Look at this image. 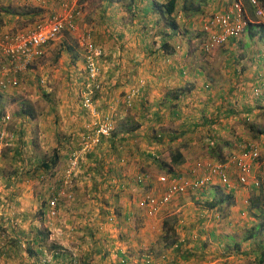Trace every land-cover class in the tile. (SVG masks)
I'll use <instances>...</instances> for the list:
<instances>
[{
	"label": "rangeland",
	"instance_id": "1",
	"mask_svg": "<svg viewBox=\"0 0 264 264\" xmlns=\"http://www.w3.org/2000/svg\"><path fill=\"white\" fill-rule=\"evenodd\" d=\"M62 2H64V0H62ZM98 2L97 0H75L74 7L78 8L79 6L80 8L77 9L79 13L74 18V28L59 33L53 41L47 43L50 44L49 48H45V51H52V53L60 50L65 51L62 47V49L59 47L66 43L73 46V51H81L83 54L85 43L89 42L90 45L96 46L101 50V55L97 59V65L99 67L97 78L100 86L92 89L90 93V105L88 107L83 105L82 96L86 91L84 86L86 73L85 70L84 73L82 71V68L84 69L82 59L78 61V65L81 66L75 71V75H78L80 78L76 84L72 85L74 89L69 88V86L64 83H60L62 79H57V77L51 79V71L41 72L34 70V66L30 64L18 72V80L15 86L0 90V114L7 116V119L5 118L2 125L6 120H9L11 116H17L21 107L22 109H26L27 106H29L36 115L42 113L53 114L52 116L58 121L62 120L63 128L61 127L62 129H60L59 126H57L59 128L57 134L50 135L48 132L43 131H41V134H37L35 127L26 125V127H24L25 133L22 137L29 142L27 145L29 148H27V155L30 153V155L38 154L39 156H48L52 148L58 145L60 154H64L62 158H65L70 151L78 148L80 134L92 128L100 120L105 118V116L110 119L111 131H115L116 129L121 131L119 126L125 119L127 121L130 119L132 123H137V128L132 131L134 138L127 142L130 147L124 150L128 155L123 153V155L118 156L116 159L115 157L111 158V156H113L112 153H110V155L107 154L105 157L107 160L103 162L101 171H105L108 166H114L113 172L108 173L107 177H103V175L100 174L97 178V176L93 174L95 171L93 172V169H91V167L95 166L94 160L91 159V156L87 158V154H84L82 155L80 166L75 169L66 185H63L62 181L64 169L66 167V159H64V161L58 160L57 164L52 169L55 173L54 175L51 176L50 173H48L44 176H47L46 178L42 176V179L37 183H31L33 191L40 193L38 191L45 187L48 179L54 186L55 183L58 182L55 188L56 191L62 189L65 193L64 196L60 195L58 197L57 205H70L75 208L72 202H79L81 199L82 201L83 199H91V201L85 203L84 206L90 205V208H95L97 204H100L102 209L108 207L112 209V221L110 220L108 223L120 228V230L116 232V239L123 244L121 253L124 254V264H152L151 262L153 260L159 261L161 253L169 248L162 247L159 243L161 222L165 218H169V220L175 219L174 228L188 231V233L192 235V239L197 237L200 241L206 240V246L202 248V261L200 260L199 264H252L247 260L230 258V255H228L225 260V258L221 256L216 239L208 237L207 233L213 229L214 235L219 239L221 234L231 233L232 230L241 227L243 224H247L250 220L246 208L248 192L251 188L248 184L243 187L236 182V168L232 162H230L231 157L236 155L237 152L242 151L248 144H252L256 147L258 156L256 160L251 163L250 176L258 179L260 187L264 188V177L260 176L263 169L259 166V164L264 161L263 138L250 137V135L244 131L240 122L236 120L227 121V119H219L218 122L220 124H228L230 129L233 130V135L225 132L221 125L213 126V128L209 130H207L205 126H199L198 128L192 129L191 132L188 131L184 136V138L189 137L186 146L181 149L183 160L185 158L186 163L183 162L178 165H173L175 167L174 171L177 172L175 173L178 175V179H189L188 177L192 178L202 175L201 173L206 170L207 164L217 162L214 160V156L211 157L208 154V146H210L211 139L217 136L232 141V150H228V148L223 149L224 153L228 151L231 153L233 151L231 154H228L227 159L224 161L226 163L224 171L229 181L228 187H232L235 191L234 203L228 208L227 216L223 217L219 214V216H217L213 213L214 211H207L203 207L205 195L199 193L200 189H188L184 193L175 194L168 202L156 206L152 214L146 213L142 207V209L138 208L140 206L137 205L140 198L147 195L158 197L166 189V184L159 181L158 177L161 175L169 177V175H166L153 166V161L148 157L149 153L154 154V152H152L153 149L146 148V137L143 139L141 136L149 135L151 128L157 131L161 129L177 131L178 129L181 120L172 117V111L167 104H161V96L175 83L174 78L172 80L170 79L172 77H177L172 66L174 65L175 67L177 64L176 62H179L180 65L183 66L186 65L185 75L182 77L178 76V78L180 77L178 82L182 84L190 83L192 89L184 95V102L177 106V109H179L181 116H189L194 120L200 117L201 112L199 107L201 106L207 107L209 113L213 112V105H220L222 110L225 109L227 106L225 103L226 95L227 97H232V99L236 97L242 102L245 100L246 103H250L253 99V90L245 88L242 84H239L237 88L238 92L239 90L245 92L244 98L237 97L238 92L235 93L237 91L236 88L231 91L227 88L228 85L232 83L235 85L238 83L235 79L240 73L237 72L236 74L231 70L232 67L235 69L237 68V64L234 61H231L230 65L224 68L221 64V62H223V56L220 54L223 53L222 50H225V48L232 49L235 47L228 45V41L223 45L215 46L212 50H209V52H200L199 48L195 47L198 40L197 37H195V33L201 32L202 30V25H200L199 19L197 18H204V20L207 21L209 16L208 13H205L203 16L197 14L196 16L187 18L192 21V26H190L188 33V37L191 38L190 42L180 45L178 41L179 47L177 51H188L187 55L179 60L174 57L168 58L169 60L155 57L153 60V57L148 54V51H153L158 47V31L162 28L161 22L155 26L150 20L146 21L147 25L140 22L138 19L131 21L133 19H130L127 11L124 7L120 6V3L112 7V5L109 6L105 2L103 6H100ZM42 3V0H0V5H10L12 8L17 7L18 9H24L29 5L41 9L38 14H29L19 18L20 21H16L15 18L9 14L0 12V17L4 19L3 25H0V32L29 28L35 21L41 18H47L51 16L50 14L52 12H56L50 11L49 8L44 7ZM207 3L209 2L207 1ZM205 8L206 12L210 11L207 5L204 6L203 9ZM176 15L178 19L184 21L181 13L177 11ZM249 16L252 17V20H255L253 19L255 18L253 15L250 14ZM151 19L153 20L154 18ZM255 37L256 36H254L253 39L256 41L257 39ZM238 39H240V37ZM144 47L146 50H144ZM236 51L240 54L242 50L237 48ZM42 56L43 55H41V57ZM52 57L44 58L43 56L42 58H38L37 62L39 64L46 63L51 64L50 66H57L61 57ZM240 60L242 62L244 60L248 62V58H242V56L239 61ZM207 61H210L209 63L212 68H215L213 73L214 76L208 74L205 76H193L191 74L194 66L204 65ZM247 64L248 63H245V65ZM240 66L244 67L242 64ZM168 72L170 74H167ZM59 75L62 77V73ZM59 75L57 74V76ZM209 77H212V79ZM68 78L69 75L66 77L67 83H73L72 80L68 81ZM55 80H58L57 84L54 83ZM70 89L72 91L71 94ZM217 92L220 93L218 97H216ZM209 98L211 103H209ZM217 98L221 99L222 104L219 103ZM103 100H110L112 104H105ZM253 101L254 100H252L251 105L255 104ZM261 102L264 103V98L258 103ZM111 111L112 113H110ZM78 114L83 115V117L89 116L92 119L96 118V121L91 123V125H81L80 129L75 131L68 130L69 134L67 135L66 127L71 123L69 122V116L76 120ZM75 120L71 123L72 125L75 123ZM256 122L259 125H264V109L261 111L260 118L256 119ZM23 123L27 124V121ZM140 127H142L143 130H141ZM181 127L186 128V125H182ZM0 132L3 131L1 130ZM235 135L239 136V141L234 140ZM5 137L3 132V135H0V140L3 142L6 139ZM101 139L103 140L104 138ZM101 139L89 152L92 153V156L96 157L99 153L106 151L107 145L104 141L102 142ZM179 140L180 139H177L162 147H175L180 143ZM39 142L42 148L38 146ZM153 147L158 149L159 146L158 144H154ZM37 148L40 150H37ZM166 154L167 151L163 150L161 155H159L160 157H157H162L167 161ZM119 160H123V162ZM254 162L257 163L254 164ZM117 163L122 165L119 166L120 164ZM187 163L188 165L186 166ZM252 166H254V168H252ZM138 168L150 174L148 179H143L142 181L144 185L149 186L148 189L139 187L134 183V180L138 178L136 177ZM133 172H136V175H134ZM211 180L210 186L218 185L216 179ZM79 181H81V184H78ZM222 188L225 189L224 186ZM85 190H87L90 195L94 196L90 197L89 195L85 197ZM48 192H50V189ZM45 193L44 190L43 194ZM67 193H70L71 197H73H67ZM125 206L126 208L129 207L128 210L133 213L132 215L129 214L127 220L123 218L121 213L122 208ZM240 211H244V215H241ZM79 212L81 213L82 211L79 210ZM106 214L107 213L104 211L103 216H106ZM61 217L62 215L57 217L59 222H61ZM199 218L202 220L201 223H198ZM200 227H202V231L197 233ZM119 259H121V257H119ZM147 259H149V262H146Z\"/></svg>",
	"mask_w": 264,
	"mask_h": 264
},
{
	"label": "trees",
	"instance_id": "2",
	"mask_svg": "<svg viewBox=\"0 0 264 264\" xmlns=\"http://www.w3.org/2000/svg\"><path fill=\"white\" fill-rule=\"evenodd\" d=\"M105 2L107 5H113L120 3V6L124 7V9L127 11L130 19H133L131 21L140 20V22H143L147 25V20H150L153 25H158L159 22L162 24V28L158 31L159 33V43L158 47L155 48L153 51H148V54L153 57V60L155 57H161L163 59L169 60L168 58H178L183 59L188 51H177L178 50V41L181 45L182 43L188 44L191 40L190 37H188L189 28L192 26V21H190L187 18H190L191 16H196L197 14L203 16L205 13H208V16L211 17L215 13H227V9L229 8V4L225 0H217V4L214 3V5H211V7L208 5L209 12H206V6L208 3H212L213 0H98ZM216 1V0H214ZM260 4H264V0H257ZM117 6V5H116ZM223 6V7H222ZM210 7V8H209ZM41 9H38L35 6H29L27 5L24 9H18L12 8L10 5H0V12L4 14H9L10 16L14 17L16 21H20L19 18L26 16V15H33L40 13ZM177 11L181 13L182 18L184 21H181V19H178L176 13ZM247 13L250 15H253L254 8L252 5L246 10ZM229 18L232 17V13L228 14ZM206 16V17H208ZM151 18H154L153 20ZM200 25H202L205 20L200 19L198 17ZM3 18L0 17V25H3ZM15 30V29H12ZM244 36L246 39L251 41V39L254 36L262 37L264 36V25L260 22H251L246 21L245 27H244ZM208 35V32L205 30H201V32L195 33V37H197V44L195 45L196 48H199L200 52L205 51L203 44L206 40V37ZM121 36V35H119ZM229 41V42H228ZM228 45L234 46L235 48H225V50H222L223 55V62H221L222 66L226 68L228 65H230L231 61L236 62L237 68L235 69L232 67V71H234L236 74L237 72H241V68L238 66L239 59L244 57L248 58L249 60H252L253 57H255L256 54L260 53V50L258 51L259 47L256 46L254 42H251L246 48H244L241 53H237L236 49H242V46H239V44L242 43V38L240 39H230L227 40ZM225 44V41L222 42L220 45ZM254 45V46H253ZM120 48V47H119ZM194 48V47H193ZM195 48V50H196ZM64 50L71 54V59H75L74 56H76L73 53V46L66 45ZM144 50L146 48L144 47ZM110 51V50H109ZM194 52V51H190ZM206 52V51H205ZM154 55V56H153ZM225 58V60H224ZM242 60V59H241ZM240 60V61H241ZM210 62V61H209ZM207 61V63H204V65H198L193 67V71L191 74L193 76H201L203 73L208 74L210 76H214L213 73L215 71V68H212L211 64ZM254 62V60H253ZM176 67L174 65L172 66L177 77L178 75H183L185 73V67L186 65H180L179 62H176ZM84 64V63H83ZM241 64V62H240ZM207 69L206 72L203 71L204 67ZM217 72V69H216ZM189 73V72H188ZM233 73V72H232ZM203 75V76H205ZM208 77V76H207ZM180 78V77H179ZM212 79V77H209ZM237 78V77H236ZM253 80H251L252 82ZM97 84L99 85L98 78L96 79ZM256 81H253L252 86H249L250 89L253 90V102L255 104L248 105L243 103L240 99L230 100L227 99L226 108L223 110H215V113H209L203 106L199 107V110L201 112L200 117L195 118L192 120V117L189 116H181L179 113V109H177V106H179L184 101V95L187 92H190L192 89V85L190 83L182 84V83H175L171 88H168L164 94L161 96V104H167L169 109H171L173 118L174 119H180V123L178 125L177 131L170 130V129H161L156 130L154 128H151L150 134L145 135V141L147 144H149L150 148L153 149L152 152L154 154L148 155V157L151 158L153 161V166H155L159 171H162L166 175H169L168 178L170 179H178L177 172L174 171L173 165H178L183 162V156L181 149L186 146V142L189 137L184 138L185 134L188 131H192V129L200 127L207 128V130L212 129L213 126L221 125L222 129L227 132L228 134L233 135V130L230 129L227 123H219V119L222 118L224 120L227 119V121H237L242 124V128H244V131L250 135L252 138L260 137V135L264 134V125H259L256 122V119L260 118L261 111L264 109V103H258L260 100L262 101L264 98V89L261 91V85L262 84H255ZM100 86V85H99ZM206 86V85H205ZM236 86L230 87V91L235 89ZM229 91V93H230ZM245 94H242V97L244 98ZM235 98V97H234ZM251 100V101H252ZM244 101V100H243ZM250 101V102H251ZM200 104V103H199ZM198 104V105H199ZM17 115H25L30 118L34 117V112L30 109L29 106L26 107V109L20 108ZM7 119V118H6ZM5 120L4 114H0V128L3 126L2 122ZM158 122V120H157ZM182 125H186V128L181 127ZM137 123H132L129 119L128 121L125 119L123 120V123H120L121 131H111L110 134L107 137L104 138L101 141L105 142L107 145L106 151H103L99 153L96 157L92 156V153L87 152V158L91 156V159L94 160V164L96 166L91 167L93 169V174L97 176V174L101 175H107L108 173L113 172V167L108 166L107 170L105 172H102V164L104 162L105 157L107 154L112 153L113 157L117 159L118 156L123 155V153H126V151H120L118 148L119 146H122L123 142L126 138V136H129V133L133 134L132 131L137 128ZM163 133V134H162ZM216 135V134H215ZM134 138V136H133ZM179 140V144L175 147H168L163 148L162 146H165V144L172 143L175 140ZM234 140H240L239 136H234ZM20 143V140H16ZM158 144L159 148H154L153 145ZM161 146V147H160ZM232 141H229L224 138L220 137H213L210 142V146H208V154L209 156H214V160L217 162L215 163H223L228 154L229 151L224 153L223 149L228 148V150H232ZM245 146L244 148H246ZM121 148V147H120ZM163 150L167 151V161L165 159L158 158L157 156L161 155ZM233 152V151H232ZM231 152V153H232ZM230 153V154H231ZM238 153V152H237ZM128 155V153H126ZM13 158H22L20 147L13 148L12 151ZM64 154H60V150L58 148V145L52 148L51 153L48 156H39L34 159L32 162H28L27 159V167L23 172V176L26 178H32L36 177L39 178V180L42 179V176L44 177L46 174L50 173V175H54L55 173L52 171V169L57 164L58 160H60L61 156ZM68 155V154H67ZM93 157V158H92ZM160 157V156H159ZM232 158V157H231ZM123 162V160H119ZM232 162V160H230ZM120 164V163H117ZM137 164V162H136ZM233 164V162H232ZM120 164L119 166H121ZM234 165V164H233ZM80 166V164H79ZM235 166V165H234ZM236 168V167H235ZM99 172V173H98ZM176 172V173H175ZM137 176L136 180L133 182L136 183L139 187H144L145 189H148L149 186H146L142 183L143 179H148L150 174L148 172L143 171L141 168H138L137 170ZM208 173L207 170L202 172V175L196 176V177H188L189 179L194 178H200L206 176ZM99 174V175H100ZM227 175V174H226ZM47 177V176H46ZM44 177V178H46ZM184 179V178H182ZM258 182L259 180L256 179ZM152 182V181H151ZM207 185H202L197 190L200 189L199 193L201 195H205L204 201V208L208 211H214L217 216H227L228 214V208H230L234 203V190L232 187H228L227 184H221L217 181L218 185H212L210 186V180L207 181ZM161 184V183H160ZM58 185V182L55 183V186L51 184V189L48 197H52L55 193L53 192L56 186ZM250 186V190L248 192V198H247V208L246 211L249 215L250 220L247 224H243L241 227H237L236 229L232 230L231 233H226L224 235L221 234V237L218 239L217 236L214 235L213 229L208 231V237L216 239L218 249L220 250L221 256H223L226 260V257L230 255V258H236L244 261H249L252 264H264V188L260 187V182L258 186L252 185L250 182L248 184ZM210 186V187H209ZM225 187L223 189L222 187ZM242 186V185H241ZM248 186V187H249ZM54 187V188H53ZM244 187V186H243ZM48 201V200H47ZM46 208L48 206V202H45ZM138 207V206H137ZM141 208V207H138ZM142 209V208H141ZM213 209V210H212ZM46 213H47V209ZM45 210L43 211L45 213ZM218 212V213H217ZM241 215H244V211H240ZM219 214V215H218ZM215 217V216H214ZM125 220L128 217H124ZM216 218V217H215ZM174 220H169V218H165L161 222V234L159 236V243L162 247H172L174 254L176 257L178 256L180 260H187L193 255H197L199 258L202 256V248L206 246V240L204 241H198L196 242V237L194 239L191 238V234H187L191 239L189 241H186L184 243V247L181 249V245L177 242V237L175 233L174 228ZM201 218H199L198 223H201ZM34 229V228H33ZM202 227H200L197 231L201 232ZM48 236V230L45 228H37L33 230V237L31 240L26 244L25 249L27 254L34 253L33 247H31V244H37V246H40L41 243L45 242ZM196 238V239H195ZM41 242V243H39ZM200 254V255H199ZM71 259H69L70 261ZM175 260V259H174ZM172 260L170 264H175V261ZM68 261V263H69ZM248 262V263H249ZM67 263V264H68ZM77 264H96V262L92 261L90 259H86L84 261H80Z\"/></svg>",
	"mask_w": 264,
	"mask_h": 264
},
{
	"label": "crops",
	"instance_id": "3",
	"mask_svg": "<svg viewBox=\"0 0 264 264\" xmlns=\"http://www.w3.org/2000/svg\"><path fill=\"white\" fill-rule=\"evenodd\" d=\"M42 1H43L42 5L44 7L49 8L50 11H56L55 13L58 12L59 14H62L65 11L67 12L68 10L75 8L74 7L75 0H66V1L64 0V2H62V0H42ZM225 1L229 3L232 0H225ZM240 1L245 10L244 11L245 16L248 17L249 20H252V17L247 15L248 13L246 11L250 7L248 0H240ZM214 3L217 4V0L216 1L213 0L212 3H208L207 6L209 5L211 7V5H214ZM98 4L100 6H103L104 2L100 1L98 2ZM112 7H115V4H113ZM78 8L80 7L78 6ZM52 14H54V12H52L50 15ZM263 37H264L263 35L260 38L259 36H256L255 37L257 39L256 41L253 38L251 39V41H249L248 39H246L244 34L240 37L242 38V43L239 44V46H242L241 50L246 48L249 44H251V42H254L256 46L259 47L258 51L260 50V53L255 55L256 58L253 57V59L249 60L248 62L246 60H244L243 62L241 61V64L244 67L240 66L241 65L240 61L238 62V66L242 68L240 74L235 79L237 80L238 83L236 85L234 83L228 85L227 87L228 89L235 85L237 89L235 93H237L238 92L237 87H239V84H242L245 88L249 89V86H252V84H254L252 83L253 81H256L255 84L257 83L262 84L260 88L261 91L262 89H264V38ZM49 45L50 44H46L44 46L42 55L44 56V58H51L52 56H53L52 58H55V56L58 57L60 56L61 59L59 61V64L57 66L56 65L50 66L51 64H46V63L39 64L37 62V59L43 57L40 56L31 63L35 68L34 70H38L41 72L51 71L52 72L51 79L53 77H57V79H62L60 83H64L65 85L69 86V88L74 89V86L72 85L76 84L80 78L78 75H75L76 74L75 71L77 68L81 66L78 65V61H80V59L83 60L84 51L83 54L81 51H73V53L76 55L74 56L75 59L73 60L71 59V54H69L66 51L60 50V51H54V53H52V51H45V48L48 49ZM66 45L68 44L66 43L62 44L60 45L59 48L62 47L64 49ZM220 55L223 56L222 54ZM245 63H248L247 64L248 66L245 65ZM202 67H204L203 71L206 72L207 70L205 68L206 66H202ZM82 71L84 73L83 68ZM61 73H62V77L59 75ZM57 74L59 76H57ZM167 74L170 73L168 72ZM68 75H69L68 81L72 80L73 83H67L66 77ZM184 75L185 73L183 75H180V77ZM203 75H205V73H203ZM173 78L175 79V83L176 82L179 83L178 77H172L170 80H172ZM251 80L253 81L251 82ZM54 83L57 84L58 80H55ZM71 89H70V94L72 93ZM243 93L245 94L243 90L242 91L239 90V92L237 93V97L242 98ZM219 94L220 93L217 92L216 97H218ZM225 97H226V101L228 98L230 100L236 99V97L232 99V97L229 96L227 97V95ZM217 99L219 100V103L222 104L221 99L219 98ZM208 100L210 101V98ZM244 102L245 104L248 105H251L252 103V101L250 103H246L245 100L243 101V103ZM103 103L105 104L109 103L108 105L112 104L110 100L109 101L103 100ZM209 103H211V101ZM212 107H213L212 109L213 113H215L216 109L220 111L222 110L220 105H213ZM203 108L207 110V107L203 106ZM110 113H112V111ZM52 115L53 114H47V113H42L39 115L35 114V116L32 118L25 115H17V116L13 115L10 117L9 120H6L3 123V126L0 128V131L2 130L6 136L5 137L6 139L3 142L0 140V264H39L40 259L45 255L47 256L49 255L50 264H67L69 259H74L77 263H79L80 261H84L90 258L92 261L96 262V264H120L119 257L124 258V254L121 253L122 252L121 248L123 244H121V242H119L116 239V234H117L116 232H118L120 228H117L111 225L110 223H108V221L110 220L112 221V217H113L112 209H110L109 207L108 208L103 207L104 209H102V207H100V204H97L95 208H90L89 207L90 205L88 204H87L88 206H84V205L85 203H89L91 199L90 200L83 199V201L81 199L80 200L81 202L80 201L72 202V205H74L75 208L71 207L70 205L69 206H61L60 204L56 205L57 208L56 216L53 218H49L45 210L47 208L44 205L49 198L48 191L49 189L52 188L51 182L47 179L45 187H43L42 189L40 188L41 190L38 191L40 193H36L33 191L31 187L32 185L31 183L32 182L37 183L40 180L36 177L26 178L23 176V172L27 167L26 165L27 159L28 162H32L36 157H39L38 154L30 155V153H28L27 155L28 152L27 145L29 142L22 137V135L25 133L24 127H26V125H30V126L32 125L33 127H35V130H37V134H41V131L48 132L49 135L57 134L59 128L60 129L63 128V123L62 120L58 121ZM77 116H78L77 119L79 121L77 119L76 120L78 122L74 118H71V116H69L70 118L69 122L72 123L75 120V123L73 125L71 123L67 125L66 127L67 135L69 134L68 130L75 131L80 129L81 125L84 124L91 125V123H94L96 121V118L92 119L89 116L83 117V115L80 114H78ZM25 121H27V124L23 123ZM57 126H59V128ZM140 128L141 130H143L142 127ZM115 131H117V129ZM141 137H143L144 139L145 135ZM260 137L263 138V148H264V134L260 135ZM132 138H133V134L129 133V136L127 135L126 138H124L125 140L123 141L122 146H119L118 149L120 151H123L127 147H130L129 143L127 142L131 141ZM16 140H20V143L17 142ZM38 146L42 148V146H40V142L38 143ZM16 147H20L22 158H18L17 156L16 158H13L12 151L13 148ZM146 148L151 149L149 144H147ZM37 150L40 149L37 148ZM66 157L62 158L61 156L60 160L64 161ZM111 158L114 157L111 156ZM106 160L107 159H104V161ZM183 162L186 163L185 158ZM255 163L257 162H254V164ZM187 165L188 163L186 164V166ZM259 166L263 169V172L260 176L264 177V161L261 162ZM112 167L114 168V166ZM173 168L175 167L173 166ZM252 168H254V166H252ZM99 174L97 175V178L100 176ZM133 174L136 175V172H133ZM104 176L105 175L103 174V177ZM78 184H81V181H79ZM44 190L47 194L46 193L43 194ZM87 190L84 191L85 197L90 195L87 192ZM53 192L55 193L56 190L54 189ZM66 196L71 197L70 193H67ZM92 196L94 195H90V197ZM69 201H73V200H69ZM128 208L129 207L126 208V206L122 208L121 213L123 215V218L128 217L129 214L130 215L133 214L128 210ZM44 210L45 213L43 212ZM79 210H81L82 212L80 213ZM103 210L105 211V213H107L106 216H103L104 215ZM60 215H62L61 222H59V220L57 219V217H59ZM56 219L57 221L55 222ZM42 227L48 230L47 239L45 240L44 243L39 242L41 243L40 246H37L38 243L31 244L30 246L33 247L34 253L28 255L25 246L33 237V230ZM174 230L176 233L177 242H181L179 244L181 245L180 247L182 249L184 247L183 246L184 243L186 241H189L190 239V237L187 236L188 231L180 230L179 228H175ZM198 241L199 239H196V242ZM172 260L175 261V264H199L200 263L199 261L200 260L202 261V258H199L197 255H193L187 260H180V258L178 256L176 257V255L174 254L173 248L169 247L167 250L161 253V255L159 256V261L153 260L151 263L170 264Z\"/></svg>",
	"mask_w": 264,
	"mask_h": 264
},
{
	"label": "built area",
	"instance_id": "4",
	"mask_svg": "<svg viewBox=\"0 0 264 264\" xmlns=\"http://www.w3.org/2000/svg\"><path fill=\"white\" fill-rule=\"evenodd\" d=\"M39 1V0H37ZM255 6L254 14L259 21L264 24V6L257 5L256 0H249ZM78 8L68 10L63 14L54 13L47 18L35 21L31 27L26 29L5 30L0 32V90L8 89L17 84V74L22 69L29 66L36 58L43 54L44 46L53 41L59 33L64 30L74 28V18L78 15ZM234 13L229 18L230 12L214 14L203 23V30L208 32L203 47L205 51L212 50L215 46L226 42L229 38L239 36L245 26V18L241 15V8L236 2L233 4ZM242 11V10H241ZM215 29V30H214ZM101 55V50L89 42L85 43L83 63L86 73L83 105H90V93L92 89L98 88L96 82L99 67L97 59ZM90 87V88H89ZM7 118V116H4ZM112 130L110 119L107 117L100 120L92 128L82 132L78 140V148L68 153L66 157V167L63 175V185L68 183L69 178L81 163L82 155L90 152L102 137H107ZM3 135V132L0 133ZM257 157L256 147L248 144L246 148L233 155L231 160L236 167V182L246 186L249 182L258 186L256 178H252L251 163ZM223 163H210L206 165L207 175L194 179H168L159 176L158 180L166 184V189L158 197L151 195L140 198L137 205L142 207L146 213L152 214L158 205L168 202L175 194L184 193L188 189H197L202 185H207V181L216 179L221 184L229 185L228 177L224 171ZM60 189V188H59ZM65 193L61 190L55 192L48 198L47 216L53 218L57 214V200L60 195ZM49 255L40 259L39 264H50ZM149 262V259L146 260ZM68 264H77L71 259ZM120 264H124V259H120Z\"/></svg>",
	"mask_w": 264,
	"mask_h": 264
},
{
	"label": "clouds",
	"instance_id": "5",
	"mask_svg": "<svg viewBox=\"0 0 264 264\" xmlns=\"http://www.w3.org/2000/svg\"><path fill=\"white\" fill-rule=\"evenodd\" d=\"M236 2L239 4V6H240V8H241V10H242V11L240 10L241 15L243 16V18H245L246 21L260 22L259 19L257 18V16L254 14V11H253V16L255 17V18H254L255 20H249L248 17L245 16V12H244L245 10H244L243 5H242V3H241L240 0H232V1L230 2V4H229V5H230V8L227 9L228 12H230V13H234V10H233V4L236 3ZM248 2H249V5H252V7H253L254 10H255V6H254L253 4H251L249 0H248ZM256 2H257V5H259V6H264V4H260L257 0H256ZM221 13H223V12H221ZM215 14H220V13H215ZM246 14H247V13H246ZM213 15H214V14H213ZM213 15H212V16H213ZM247 15H249V14H247ZM209 18H210V17H208V19H209ZM260 23H261V22H260ZM245 24H246V22H245ZM262 24H263V23H262ZM263 25H264V24H263ZM244 27H245V26H244ZM202 30H203V24H202ZM243 31H244V29H243ZM243 31H242V33H241L239 36H237V37H235V38L238 39L239 37H241V36L244 34ZM235 38H229V39H227V40L235 39ZM206 52H209V51H206ZM257 157H258V156H257ZM257 157H256V158H257ZM256 158H255L254 160H256ZM254 160H253V161H254Z\"/></svg>",
	"mask_w": 264,
	"mask_h": 264
}]
</instances>
